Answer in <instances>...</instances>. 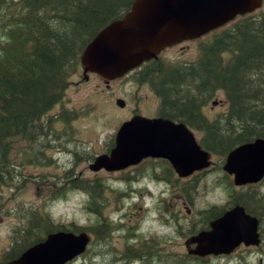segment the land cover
Wrapping results in <instances>:
<instances>
[{
    "label": "trees",
    "instance_id": "obj_1",
    "mask_svg": "<svg viewBox=\"0 0 264 264\" xmlns=\"http://www.w3.org/2000/svg\"><path fill=\"white\" fill-rule=\"evenodd\" d=\"M134 1L0 0V211L2 191L16 176L15 145L46 136L53 123L46 117L65 98L86 46L123 18ZM214 35L203 48L205 73L200 80L205 99L217 89L227 97L230 113L223 125L228 129L206 134L207 149L225 157L239 145L264 139V10L240 17ZM234 199L247 213L264 214V198L257 191ZM102 201L93 188L91 209L102 220L95 227L76 228L92 233L97 243L104 239ZM211 211L218 217L225 212L216 207ZM26 219L29 229L20 236L28 241H42L61 228L38 210Z\"/></svg>",
    "mask_w": 264,
    "mask_h": 264
},
{
    "label": "flooded vegetation",
    "instance_id": "obj_2",
    "mask_svg": "<svg viewBox=\"0 0 264 264\" xmlns=\"http://www.w3.org/2000/svg\"><path fill=\"white\" fill-rule=\"evenodd\" d=\"M214 34L215 32H211L206 36L166 48L157 57L142 63L127 75L114 81H108L96 74H89L88 78L83 74V79L85 83L95 79L96 88L100 93L97 97L101 98H104V94L107 95L112 91V85L117 81L133 83L136 86L134 100L138 101L139 105L133 111L128 112V116L121 122L119 128L136 117L167 121L175 126L185 127L200 148L208 151L206 134L227 130V126L223 125L224 118L230 113L227 97L217 107L224 108L222 111L217 112L214 107L208 109L210 101L215 100L218 94L223 91L217 89L214 94L205 99L201 87L200 79L205 73L203 48L208 41L213 40ZM232 56H235V53H232ZM172 84L176 87H173ZM150 97L154 100V108L148 106L144 108L149 103ZM118 101H123V106H119ZM213 103L216 106V101ZM116 104L122 110L126 109L124 99H118ZM52 129L54 128L49 127V130ZM116 133L99 153L97 149H93L94 152L91 151L83 141L79 142L74 150L66 151V154L63 155L69 159V163H63L67 169L62 175L57 176L56 183L60 184V187L55 191L56 197L65 196L76 190L82 192L89 199L88 209L90 210L93 188H95L99 196L103 198L104 245H111L110 239L115 232L120 233L126 230V236L130 241H123L122 245L116 241L117 246L113 245L114 248H110L114 253L104 254V264H153L155 261L163 262V264H169L172 261V264H251L249 258L256 254L259 256L257 264H264V241H261L259 246L241 244L230 255L198 256L193 253L197 248V244L193 241L201 233L209 231L211 223L225 213L218 217L215 211H211L218 205L208 209H196L195 203L202 191L201 184L206 179L210 183V178H212L213 183L210 184L216 189L220 186V182L229 179L231 193L227 204L235 201L234 198H231L234 194H237L238 197L245 195L246 198H250L253 189L259 185L234 186V176L224 171L227 157L218 156L211 151L212 165L207 169L205 167L185 168L179 172L169 159L147 157L138 164L123 170L111 172L102 168L99 171H93L91 166L100 157L111 155L116 147ZM176 138L181 140L182 136L177 135ZM218 157L219 160H217ZM48 159L60 161L59 155ZM28 160L32 159L29 157ZM72 162L75 164L88 162L90 171L95 172L97 178H86L82 175H79V178L75 174ZM17 170L15 167L16 175L18 174ZM220 172L223 173L224 178L216 174ZM104 173L110 178L109 182H107L108 179H104ZM143 181H148V183L138 186ZM150 184H153V187H150ZM120 185L124 187H116ZM228 189L230 190L229 187ZM147 198L156 199L155 221L161 228H144L150 213V208L145 207ZM126 200H133L130 207H126L124 203ZM40 213L45 214L41 211ZM56 225L61 228L54 233H80L76 231L75 223L56 222ZM172 228L170 235L181 236L185 239L182 245L184 251H177L174 255L175 258L172 257V254H167L164 249L166 246L162 245V241L168 239L162 231L166 232L167 229ZM260 232L264 237L262 228ZM92 236L94 239L93 234ZM42 242L44 241H28L23 237H12L10 241H7V245L0 250V264H14L28 250ZM159 251H162L163 254H159ZM86 255V253L80 255L66 264H86L84 263ZM94 262L98 264L97 260Z\"/></svg>",
    "mask_w": 264,
    "mask_h": 264
},
{
    "label": "water",
    "instance_id": "obj_3",
    "mask_svg": "<svg viewBox=\"0 0 264 264\" xmlns=\"http://www.w3.org/2000/svg\"><path fill=\"white\" fill-rule=\"evenodd\" d=\"M262 6L263 0H135L123 18L106 26L86 46L81 56L84 75L88 78L89 73H95L109 81L121 78L164 49L200 38ZM118 104L123 106V101ZM169 135H175V139ZM115 142L111 155L100 157L91 166L93 171L123 170L147 157L169 159L179 172L211 164V153L202 150L185 127L167 121L133 118L121 126ZM224 170L234 175L236 186L261 182L264 139L234 149L227 156ZM259 225V218L237 206L193 241L197 244L193 253L229 255L241 244L259 246ZM91 240L87 232L52 233L14 264H66L85 253Z\"/></svg>",
    "mask_w": 264,
    "mask_h": 264
},
{
    "label": "rangeland",
    "instance_id": "obj_4",
    "mask_svg": "<svg viewBox=\"0 0 264 264\" xmlns=\"http://www.w3.org/2000/svg\"><path fill=\"white\" fill-rule=\"evenodd\" d=\"M112 86V91L108 92L107 95L104 94V98L97 97L100 93L96 88L95 79L85 83L81 67L72 76L71 84L63 101L46 117L53 119L51 127L54 129L47 131L46 136L40 137L35 143L29 144L25 141H20L15 145L12 159L14 167L18 169V174L15 176L14 181L9 186L4 187L2 191L3 207L0 211V250L7 245V241H10L12 237L17 236L27 239L25 236H20V233H22L24 228L26 230L29 229V222L26 217L28 213L36 212V210L48 214L54 223H75L78 226L86 228L95 227L101 222L102 219L94 214L92 209L89 211V199L82 192L76 190L65 196L56 197L55 191L60 187V184L56 183L57 176L62 175L64 170L67 169L63 163H69V159L65 158L63 154H66V151L69 149L71 151L74 150L81 141L91 151L97 149L98 153L101 152L103 150L102 147L107 146L110 138L115 135L121 125V122L126 119L129 114L128 112L138 107L139 102H135L134 100L136 86L133 83L117 81ZM118 99L125 100V110H122L118 106L119 104H116ZM149 99V103L144 108H147V106L154 108V100L151 97ZM223 100H226V96L224 92H221L215 100L210 101L208 109L214 107L217 112L222 111L224 108L217 107ZM213 101H216V106ZM68 111L72 114L66 115L65 120L62 119L61 115ZM58 155L60 161H50L48 159L58 157ZM29 157L32 160H28ZM217 160H219V157ZM72 167L75 170L76 176L82 175L86 178H97L96 173L90 171L88 162L77 164L72 162ZM216 174L224 178L223 173ZM104 179H108L107 182L110 181V178L105 173ZM211 179L210 183H213ZM146 183L148 181H143L138 186ZM210 183L206 179L201 184L202 191L195 203L196 209H208L216 205L222 206L221 208H228L231 202L226 206L223 205L226 204L231 193L229 179H226L225 182H220V186L216 189ZM116 187L124 186L120 185ZM150 187H153V184H150ZM255 190L264 197V181ZM155 201L156 199H146L147 203L145 207L148 206L150 208V213L144 224L145 229L153 227L161 228L158 222L155 221V215L157 214ZM124 203L126 207H130L133 200H126ZM261 228L264 231V217ZM172 230L173 228L167 229L166 232L162 231L166 238H168L167 241H162V245L166 246V248L164 247L165 252L172 254V257L175 258L174 255L177 251H184L182 245L185 239L181 236L170 235ZM96 241L94 239L86 253L87 258L84 262L86 264H95V260H97L96 263L98 264H104V254L107 252L114 253L110 248H114L113 245L117 246L116 241H118L119 245H122L123 241H130V239L126 236V230H123L120 233L115 232L112 235L110 239L111 245H104V239L101 242L99 241V243ZM105 249L106 251L104 252ZM159 254H163V252L159 251ZM251 258H249L251 264L258 263L259 256L257 254ZM172 262H169V264H172ZM153 264H163V262L155 261Z\"/></svg>",
    "mask_w": 264,
    "mask_h": 264
},
{
    "label": "bare ground",
    "instance_id": "obj_5",
    "mask_svg": "<svg viewBox=\"0 0 264 264\" xmlns=\"http://www.w3.org/2000/svg\"><path fill=\"white\" fill-rule=\"evenodd\" d=\"M169 137H171V138H174L175 139V135H169ZM178 139V138H177ZM260 160V159H259ZM258 160V161H259ZM256 164V163H255Z\"/></svg>",
    "mask_w": 264,
    "mask_h": 264
}]
</instances>
